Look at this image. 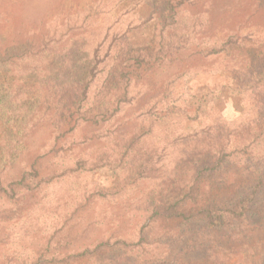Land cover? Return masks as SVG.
Returning a JSON list of instances; mask_svg holds the SVG:
<instances>
[{"label": "rangeland", "instance_id": "rangeland-1", "mask_svg": "<svg viewBox=\"0 0 264 264\" xmlns=\"http://www.w3.org/2000/svg\"><path fill=\"white\" fill-rule=\"evenodd\" d=\"M176 1L0 0L4 45L43 34L49 40L46 57L31 59L37 75H21L18 67L17 73L0 68V101L18 89L22 93L7 110L4 123L0 122V136L19 138L29 126L43 121L30 133L33 149L42 150L51 143L50 121L64 112L82 116L76 107L87 102L81 94L83 87L89 86L86 95L91 103L98 100L102 84L123 59L145 56L156 65L140 81L130 83L126 96L122 89L124 94L112 100L108 115L114 120L107 128L111 130L108 135L115 137L101 139V146L92 142L84 147L93 157L96 151L100 155L107 151L112 140L128 147L125 170L131 175L123 173V179L120 173L108 175L105 180L96 167L79 176L66 169L65 176L40 186L33 198L6 208L0 221L4 250L21 260L31 259L34 236L47 238L61 225L57 211L62 213L66 203L106 187L115 190L96 202L93 217L104 219L97 221L94 235H128L131 229L136 233L152 204L186 194L177 198L176 189L191 183L196 155L214 153L219 145H226L225 154L233 152L230 159L235 157L238 170L245 164L243 157L249 156L254 164L264 163V121L255 118L245 93L249 86L257 87L251 72L264 66V11L253 12L255 6L247 0H185L171 8ZM229 36L233 45L227 52L214 57L194 54ZM189 96L213 109L194 116L183 103ZM169 105L180 108L177 115L181 112L184 117L174 120L170 129L164 126L165 131L157 126L148 129L152 124L146 120L158 117ZM24 123L28 126L23 130ZM87 131L77 129L73 139L79 141ZM149 168L155 171L153 176L146 174ZM65 209L73 211L70 205ZM230 249L232 255L226 262L214 259L211 264H253L258 253L253 248ZM218 253L219 258L225 255L221 250ZM204 255V250L192 251L190 264H200L197 261ZM121 258L125 264H143L139 258Z\"/></svg>", "mask_w": 264, "mask_h": 264}, {"label": "trees", "instance_id": "trees-1", "mask_svg": "<svg viewBox=\"0 0 264 264\" xmlns=\"http://www.w3.org/2000/svg\"><path fill=\"white\" fill-rule=\"evenodd\" d=\"M182 1L185 0L171 3V8H178ZM247 1L255 6L253 12L264 11V0ZM230 37L220 44L213 42L208 47H200L194 54L214 57L227 52L233 45ZM48 46L46 34L7 45L0 40V68L16 72L18 67L21 75H37V66L31 59L46 57ZM155 66L154 61L145 56L133 55L123 59L102 84L98 100L91 103H88L86 95L89 86L83 87L81 94L83 101L87 102L76 107V110L83 112L82 116L78 117L75 112H64L55 121H50L48 126L53 133L51 143L44 145L42 150L33 149L30 133L37 130L38 123L43 121L38 120L34 126H29V130L25 131L27 133L19 138L0 136V221L8 206L28 196L33 198L40 186L65 176L66 169H73L68 173L79 176L89 171L87 169L96 167L105 180L108 175L113 177L120 173L122 179L126 173L131 175L130 171L125 170L128 147L118 142L113 144L112 140V144H107L110 145L107 151L101 152V155L96 151L94 157V153H87L85 148L92 142L101 146L104 142L101 143V139L115 137L108 135L111 130L107 128L114 120V116L108 115L112 100L123 95L131 82L140 81ZM257 69L251 72L257 87L249 86L245 93L255 118L264 121V66ZM238 90L242 94V90ZM20 94L21 89H18L16 93L14 91V96L0 101L1 123H4L7 110ZM110 95H113L112 98ZM183 103L186 111L194 116L213 109L195 96H189ZM169 106L163 112L160 110L159 113H162L158 117L146 120L148 125L152 124L148 129L157 126L165 131L164 126L170 129L174 120L184 117L181 112L177 115L180 108L176 105ZM27 126L28 123H24L23 130ZM82 127L89 131L75 141L73 134ZM225 147L219 145L214 153L205 151L197 154L191 183L176 189L177 198L186 194L178 200L152 204L136 233L131 229L128 235L112 234L106 238L94 235L98 228L97 221L99 224L103 218L99 217L96 221L93 217L96 202L106 200L113 187L94 189L90 196L68 204L73 211L65 209L68 206L66 203L63 214L60 210L56 212L61 216V225L52 230L47 238H38L37 234L34 236L32 258L27 257L28 264H125L121 258L125 255L139 258L143 264H190L191 252L203 250L204 257L197 261L200 264H211L214 259L224 263L232 255L231 247L253 248L254 252H258L252 258L253 264H264V163L254 164L249 156L243 157L245 164L238 170L235 157L230 159V156H234L233 152L225 154ZM202 166L205 168L201 169ZM146 172L151 176L155 174L151 168ZM220 250L225 255L219 258ZM18 257L4 250V241L0 239V264H27ZM20 257L24 258L23 254ZM47 258H51V261L48 262Z\"/></svg>", "mask_w": 264, "mask_h": 264}]
</instances>
